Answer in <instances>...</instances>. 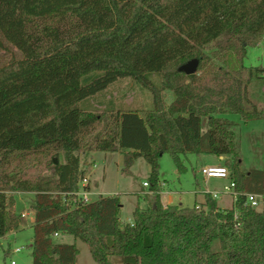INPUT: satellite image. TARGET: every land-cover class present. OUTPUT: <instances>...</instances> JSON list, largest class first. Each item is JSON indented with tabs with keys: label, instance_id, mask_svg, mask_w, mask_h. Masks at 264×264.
I'll list each match as a JSON object with an SVG mask.
<instances>
[{
	"label": "trees",
	"instance_id": "obj_1",
	"mask_svg": "<svg viewBox=\"0 0 264 264\" xmlns=\"http://www.w3.org/2000/svg\"><path fill=\"white\" fill-rule=\"evenodd\" d=\"M0 36L21 53L0 66V238L21 221L13 193L30 192L33 264H76L77 244L57 234L82 240L98 264H264V211L244 194L221 208L209 192L199 206L165 205L159 193L165 153L180 172L188 153L226 156L238 191L264 192V170L244 163L239 123L221 116L264 119L250 96L264 67L244 65L264 39V0H0ZM192 59L197 72L181 71ZM123 78L151 105L107 97ZM85 151H120L123 172L146 159L153 196L133 222L121 221L118 194L64 199L92 168L81 167Z\"/></svg>",
	"mask_w": 264,
	"mask_h": 264
},
{
	"label": "rangeland",
	"instance_id": "obj_2",
	"mask_svg": "<svg viewBox=\"0 0 264 264\" xmlns=\"http://www.w3.org/2000/svg\"><path fill=\"white\" fill-rule=\"evenodd\" d=\"M21 53L0 36V66L9 62L13 57H19ZM244 65L250 67H264V39L257 46L248 47ZM107 97L112 96L115 101L123 103H152L150 92L141 90L131 78H123L112 83L107 92ZM168 102L174 99V94L166 92ZM250 96L259 105L264 106V80H254L250 84ZM145 105V106H148ZM240 126V145L246 167L264 170V119L244 121L241 115L236 113L223 114ZM223 161L214 154L188 153L183 157L186 170L180 172L174 159L169 153L163 154L159 160V179L165 183L162 190L169 194L163 196L165 202L194 206L205 201L206 192H222L224 186L230 183L228 178H207L202 173L205 166L225 167ZM63 161V157H61ZM92 165L91 172L86 174L91 183V201H95L100 195L109 196L118 194L122 201L120 219L123 222L133 220V211L138 204L145 206V201L139 192L144 194L148 190L143 183L148 181L151 167L145 158L137 159L130 171L123 172L124 156L120 151H85L81 154V167L88 168ZM43 173L50 174L49 170ZM35 194V193H34ZM34 194L30 192H14L16 199L15 212L32 208ZM151 197L153 194H150ZM219 205L230 207L232 198L227 194H220L217 198ZM138 203V204H137ZM264 211V202L257 207ZM34 215L22 217L19 227L10 230L0 238V264H33V227ZM55 241L61 243H76L79 248L77 264H98L92 257L89 247L80 239H75L69 234L55 236ZM151 242L148 233L146 243ZM15 247H22L20 252H12ZM219 248V243L215 245ZM132 256H111L112 264H123L134 261Z\"/></svg>",
	"mask_w": 264,
	"mask_h": 264
},
{
	"label": "built area",
	"instance_id": "obj_3",
	"mask_svg": "<svg viewBox=\"0 0 264 264\" xmlns=\"http://www.w3.org/2000/svg\"><path fill=\"white\" fill-rule=\"evenodd\" d=\"M202 173L207 178H228L230 179V183L224 186V190L222 192H209L213 195L214 198H217L220 196V194H227L232 198L233 205L235 207V203L239 197L240 194H244L246 197V205H249L251 207H259L264 202V192L263 193H253V192H240L236 189V183L230 178V172L226 167L221 166H205L202 168ZM144 186L150 187V183L148 181H145L143 183ZM91 189H90V182L87 176H84L80 182H79V188L75 192H64L62 193V196L65 200H71V196H74L73 204H77L78 201H81L82 203L86 204L91 202L90 195H91ZM21 218L22 217H28L30 215H34V210L30 207L29 210H23L19 213ZM238 211L235 209V217L238 218L239 216ZM58 235V234H57ZM22 250V247H15L12 252H20ZM16 261L12 260L11 264H15Z\"/></svg>",
	"mask_w": 264,
	"mask_h": 264
},
{
	"label": "crops",
	"instance_id": "obj_4",
	"mask_svg": "<svg viewBox=\"0 0 264 264\" xmlns=\"http://www.w3.org/2000/svg\"><path fill=\"white\" fill-rule=\"evenodd\" d=\"M218 158H220L222 161H223V159H224V156H218ZM82 169H84V167H82ZM91 172V171H90ZM88 177V176H87ZM90 180V179H89ZM90 182V181H89ZM165 186V183H161L160 182V186H159V193H160V196H161V200H162V202H163V204H174V203H172L171 201H169V202H165L164 201V199H163V196L164 195H166V194H169V192L168 191H166V190H162V188ZM90 189H91V183H90ZM92 191V190H91ZM34 194V193H33ZM139 194H140V196H141V198H143V200L145 201V206H142V205H140V204H138L136 207H140V208H146L148 205H149V202H150V198H151V195L150 194H153L152 193V191L150 190V188L148 187V190L147 191H145L144 192V194H142L141 192H139ZM34 197H35V194H34ZM218 198V197H217ZM217 198H215L216 199V201H217V203H218V206L219 207H221V208H228V207H224V206H221V205H219V202H218V200H217ZM196 203H198V202H196ZM232 205H233V201H232ZM232 205L230 206V207H232ZM34 221H35V215H34V219H33V223H34ZM122 221V220H121ZM123 222V221H122ZM130 222H133V220L132 221H130ZM74 237V236H73ZM110 260H111V258H110ZM76 264H77V261H76Z\"/></svg>",
	"mask_w": 264,
	"mask_h": 264
},
{
	"label": "water",
	"instance_id": "obj_5",
	"mask_svg": "<svg viewBox=\"0 0 264 264\" xmlns=\"http://www.w3.org/2000/svg\"><path fill=\"white\" fill-rule=\"evenodd\" d=\"M199 67V60L198 59H192L188 61L187 63L183 64L180 67L181 71H184L186 74H194L197 72Z\"/></svg>",
	"mask_w": 264,
	"mask_h": 264
}]
</instances>
